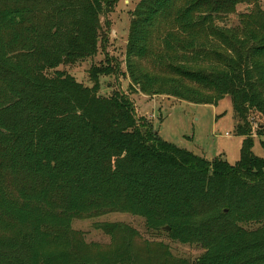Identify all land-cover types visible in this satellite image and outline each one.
I'll return each mask as SVG.
<instances>
[{
  "label": "trees",
  "instance_id": "16d2710c",
  "mask_svg": "<svg viewBox=\"0 0 264 264\" xmlns=\"http://www.w3.org/2000/svg\"><path fill=\"white\" fill-rule=\"evenodd\" d=\"M119 1L0 0V264H136L139 235L126 225L103 224L108 246L71 229L113 212L199 245L194 264H264V157L246 128L253 113L264 126L261 0H139L125 51L142 94L210 106L230 98L244 138L235 166L159 140L129 101L57 70L93 56L99 20ZM240 5L238 25L226 26ZM158 24L162 48L151 53ZM148 56L168 76L136 64Z\"/></svg>",
  "mask_w": 264,
  "mask_h": 264
},
{
  "label": "rangeland",
  "instance_id": "374dc122",
  "mask_svg": "<svg viewBox=\"0 0 264 264\" xmlns=\"http://www.w3.org/2000/svg\"><path fill=\"white\" fill-rule=\"evenodd\" d=\"M138 1L120 0L111 13L100 18V40L106 38L107 43L99 40L92 57L65 60L57 70L72 76L84 87L92 89L97 86V94L101 97L129 101L139 123L150 126L159 140L190 152L208 165L214 159L221 158L230 166H235L240 160L244 138L236 134V127L241 122L235 117L229 97L216 106L193 105L170 96L145 95L132 86L124 60L132 12ZM260 7L264 10V0H261ZM245 11V6H238L236 13L228 18L226 26L236 27L238 15ZM105 21L109 24L108 28ZM160 29L158 24L151 34V53L161 51ZM135 62L149 74L168 76L161 68L154 66L150 56ZM103 69L109 70L111 75L99 74ZM261 121L263 119L255 113L249 114V124L246 125L252 132L251 151L259 158L264 157L261 144L264 142V126L258 127ZM258 129L262 130L260 134ZM103 224H123L138 232L139 236L132 243L136 264H194L203 253L197 244L172 242L165 233L148 230L142 218L127 213L113 212L89 219H74L71 229L80 232L87 244L108 246L111 239L102 231Z\"/></svg>",
  "mask_w": 264,
  "mask_h": 264
},
{
  "label": "water",
  "instance_id": "95a60500",
  "mask_svg": "<svg viewBox=\"0 0 264 264\" xmlns=\"http://www.w3.org/2000/svg\"><path fill=\"white\" fill-rule=\"evenodd\" d=\"M163 231H169V228H167V227L163 228Z\"/></svg>",
  "mask_w": 264,
  "mask_h": 264
}]
</instances>
